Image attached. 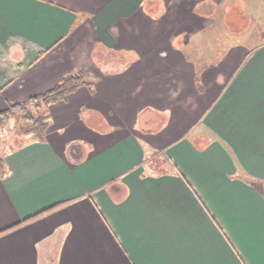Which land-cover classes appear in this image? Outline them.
I'll return each instance as SVG.
<instances>
[{
    "label": "crops",
    "instance_id": "1",
    "mask_svg": "<svg viewBox=\"0 0 264 264\" xmlns=\"http://www.w3.org/2000/svg\"><path fill=\"white\" fill-rule=\"evenodd\" d=\"M170 2L0 0V93L84 81L0 148V264H264V42L210 48Z\"/></svg>",
    "mask_w": 264,
    "mask_h": 264
},
{
    "label": "rangeland",
    "instance_id": "2",
    "mask_svg": "<svg viewBox=\"0 0 264 264\" xmlns=\"http://www.w3.org/2000/svg\"><path fill=\"white\" fill-rule=\"evenodd\" d=\"M168 1L172 2V0ZM234 2L235 0H173L171 9L174 10L173 8H175L174 6L176 4H181L183 16L181 15L180 17L182 20L186 17V19H188L187 23H190V20H195L197 18L201 20L203 18V23H199L198 27L195 26L196 23L193 22V25L191 23V30L208 38L207 40L209 41L210 48L218 46V49L230 52L234 46L231 54L235 55V53H237L236 48H241L242 50V47H250V45H255L261 41L264 42V12H262L263 10L260 13L254 12L256 19L250 22L248 15L243 14V12L236 15ZM261 7L264 8V5ZM184 12L186 13L184 14ZM166 13L167 12H165V14ZM172 13L173 12H171V14ZM234 14L236 17L240 16L241 26L233 25ZM204 18L218 19L219 23L210 25L208 28H203L206 21H204ZM221 22H223L224 25H222ZM179 24L181 26L184 25L179 22L173 26V30L177 31L180 29ZM249 38L251 39V43L246 44ZM205 40L206 39L203 41ZM218 41L219 44H216ZM231 42H235L233 46L230 45ZM209 51L212 50L210 49ZM208 60L211 61L210 58ZM23 62L26 64L25 61ZM21 76V78L20 76L18 77L20 78L19 82L11 84L0 93V111L9 108L11 104L27 102L28 98L31 96L33 89L28 86L27 83L29 75L25 74ZM34 94L36 93L32 95ZM52 105L53 104H42L39 107L30 105L26 112L18 111L13 117L0 125V148L6 151L24 145L31 140L32 138H30L28 134L31 128L26 114L33 115L35 119L43 120L47 117L46 107L50 109ZM32 136L36 138L34 134H32Z\"/></svg>",
    "mask_w": 264,
    "mask_h": 264
},
{
    "label": "trees",
    "instance_id": "3",
    "mask_svg": "<svg viewBox=\"0 0 264 264\" xmlns=\"http://www.w3.org/2000/svg\"><path fill=\"white\" fill-rule=\"evenodd\" d=\"M84 81L82 77L77 75L69 76L61 80L60 84L54 89L49 90L43 94L31 97L27 102L14 103L9 106L5 111L0 112V125L13 117L18 111L26 112L30 105L40 106L42 104L49 105L64 100L68 95L77 90ZM26 118L30 124L28 134L32 133L36 138H43L47 125V118L40 120L35 119L33 115L26 114ZM4 169V161L0 154V172Z\"/></svg>",
    "mask_w": 264,
    "mask_h": 264
}]
</instances>
